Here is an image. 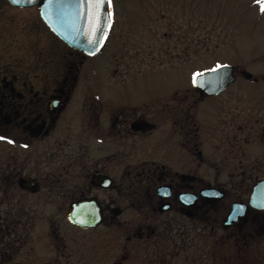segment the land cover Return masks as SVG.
Here are the masks:
<instances>
[{"label":"rangeland","instance_id":"1","mask_svg":"<svg viewBox=\"0 0 264 264\" xmlns=\"http://www.w3.org/2000/svg\"><path fill=\"white\" fill-rule=\"evenodd\" d=\"M112 4L116 21L110 40L98 55L85 61L78 82L93 83L101 92L104 83L112 80L109 71L113 74V68L126 66L142 74L127 73L133 77L125 82H137L143 88H154L148 92H158L173 84L185 86L194 73L217 64L238 69L236 81L225 92L208 98L206 107L211 115L209 124L232 115L236 125L243 127L236 133L233 147L223 142L225 133L220 127H206L204 176L208 182L216 179L226 191L223 218L231 201L245 200L247 191L239 188L240 184L250 185L264 177V12L256 0H112ZM124 45H128L127 53H123ZM184 48L187 56L175 57V52ZM75 58L41 21L37 7L12 8L0 0V77L36 87L43 80L50 85L68 74L67 66ZM67 118L59 131L72 123ZM60 133L56 130L46 142L38 138L27 147L0 140V169L17 173L5 199L0 189V207L7 205L22 215L17 233L21 241L10 263L152 264V244L129 238L139 221L135 214L126 213L113 224L94 230L67 222L66 211L73 196L61 197L57 184L52 183L55 178L49 174L57 169L47 164L42 152L45 145L55 149L52 140ZM65 139L71 141V135ZM21 176L48 181L40 183V192L29 193L17 186ZM92 193L105 198L104 192ZM0 213L7 212L3 208ZM255 218L244 239L236 240L220 229L202 232L197 226L175 244L158 242L162 247L158 250L165 255L157 253L155 257H167L166 264H264V215ZM56 236L68 243L64 253L56 248L60 244Z\"/></svg>","mask_w":264,"mask_h":264},{"label":"flooded vegetation","instance_id":"2","mask_svg":"<svg viewBox=\"0 0 264 264\" xmlns=\"http://www.w3.org/2000/svg\"><path fill=\"white\" fill-rule=\"evenodd\" d=\"M4 1L12 8L27 9ZM115 13L111 3L109 25L96 54L90 56L67 46L77 61L68 64V74L62 80L50 85L43 80L36 87L33 83L0 77V117L9 123V137L29 145L38 138L46 142L56 130L61 132L52 140L55 149H49L51 145L42 149L47 164L57 169L49 173L55 178L52 183L57 184L61 197L73 196L69 203L83 199L97 202L102 221L96 228L113 224L116 218L130 212L139 221L129 238H137L148 246L152 244L150 246L156 250L162 248V241L175 244L177 238L185 239V233L197 226L196 230L202 232L208 229L214 233L220 229L236 240L244 239L254 223L252 211L255 210L249 209L245 217L223 227L221 222L231 203L246 201V198L231 201L222 218L226 191L216 179L208 182L204 176L208 130L220 127L227 147L235 146L236 133L241 128L243 131V127L236 125L235 116L224 115L218 124L211 125L208 119L211 115L206 113L207 99L225 92L233 83L216 95L201 93L191 81L185 86L173 84L158 92H148L154 88L125 82L133 77H127V73L137 71L126 66L113 68V74L109 71L112 80L104 83L101 92L93 83L78 82L85 61L98 55L110 40ZM127 49L128 45H124L123 53H127ZM175 53V57H186L187 49H178ZM237 72L235 67V76ZM136 73L137 76L142 74L139 70ZM65 116L72 123L59 131ZM68 133L71 141L65 139ZM218 141L221 142V138ZM4 171L0 169V174ZM5 173L12 181L16 180L17 173ZM21 177L37 180L40 190V183L48 181L47 178ZM207 187L223 191V198L200 195ZM92 191L104 192V200ZM66 220L79 229H96H84L70 223L67 217ZM55 239L60 243L56 248L64 253L68 243L59 236ZM164 255L160 250L159 257Z\"/></svg>","mask_w":264,"mask_h":264},{"label":"water","instance_id":"3","mask_svg":"<svg viewBox=\"0 0 264 264\" xmlns=\"http://www.w3.org/2000/svg\"><path fill=\"white\" fill-rule=\"evenodd\" d=\"M10 4L20 8L39 7V15L47 27L70 48L82 51L87 55L96 54L101 46L107 31L109 22L108 10L111 7L101 9V27L93 32L90 29L89 12L82 0H7ZM90 41H95L90 43ZM217 71H207L199 76L198 83L192 86L206 95H216L222 92L228 85L235 82L234 66L225 65ZM193 80V78H192ZM103 184V183H102ZM20 189L36 193L40 190L37 180L30 177H21L17 181ZM200 195L206 198L221 199L224 192L207 187L200 191ZM182 198V196H180ZM249 209L264 211V178L256 180L249 189L246 201H233L230 209L222 220L223 227L231 226L240 218L246 216ZM66 217L68 221L84 229H94L102 221L99 205L94 199L72 201L68 204Z\"/></svg>","mask_w":264,"mask_h":264},{"label":"trees","instance_id":"4","mask_svg":"<svg viewBox=\"0 0 264 264\" xmlns=\"http://www.w3.org/2000/svg\"><path fill=\"white\" fill-rule=\"evenodd\" d=\"M8 128H9V123L0 117V135L9 137ZM262 131L264 134V128ZM257 179L259 178H256L255 180ZM13 184L14 181L10 179V177L7 175V173H5V171L2 174H0V189L2 191V195L4 199L6 198V193L8 189L12 187ZM249 186L250 185L243 186L242 184H240L239 188L248 191ZM3 208L4 210H6L7 213L4 214L0 213V264H11L10 261L11 259H13V257L17 252L16 251L17 245L20 240L17 233L21 228L20 220L22 215L19 214L21 212L19 209H18L19 211H17L16 213V210L14 208H10L7 205L0 207V210H2ZM252 215L254 216V221H255L256 215L262 216L264 215V213L258 211H252ZM157 253L160 255V250H156V248H154V251L152 253L154 260L151 263L166 264L167 257L156 259L155 255H157Z\"/></svg>","mask_w":264,"mask_h":264},{"label":"snow or ice","instance_id":"5","mask_svg":"<svg viewBox=\"0 0 264 264\" xmlns=\"http://www.w3.org/2000/svg\"><path fill=\"white\" fill-rule=\"evenodd\" d=\"M14 2H19V0H14ZM256 2L260 5V11L264 12V0H256ZM49 3H52V0H49ZM82 3L87 6L88 12H89V23H90V29L95 32L96 30L100 29L101 24V17L102 12L101 9L107 5V7H111L112 0H82ZM109 22L105 21V26H107ZM95 41H90V43H94ZM226 67L225 65L217 64L215 68L211 69L210 71H217L220 68ZM202 72H197L193 74V84L198 83L199 76L203 75ZM0 140H7L9 143H14L15 141L12 140L9 137L0 135ZM27 147V145H25ZM105 183H109L108 181H105Z\"/></svg>","mask_w":264,"mask_h":264}]
</instances>
